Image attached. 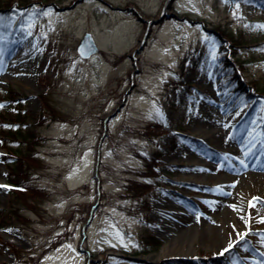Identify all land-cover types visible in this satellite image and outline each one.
<instances>
[{"label":"rangeland","instance_id":"rangeland-1","mask_svg":"<svg viewBox=\"0 0 264 264\" xmlns=\"http://www.w3.org/2000/svg\"><path fill=\"white\" fill-rule=\"evenodd\" d=\"M261 25L264 0L1 6L0 63L17 64L6 80L0 69V264H264V182L229 170L246 151L264 154ZM85 32L98 50L83 57ZM222 96L238 103L226 125L203 126ZM245 124L253 145L223 143ZM195 162L218 168L184 167ZM183 172L210 179L183 184ZM229 188L240 189L231 211L245 225L227 223L214 249L165 254L181 207L211 210Z\"/></svg>","mask_w":264,"mask_h":264},{"label":"bare ground","instance_id":"bare-ground-1","mask_svg":"<svg viewBox=\"0 0 264 264\" xmlns=\"http://www.w3.org/2000/svg\"><path fill=\"white\" fill-rule=\"evenodd\" d=\"M17 44L13 45V48L16 47ZM10 66L5 67L2 63H0V69L2 74V79L6 80L9 78L12 74V72L15 70L14 65L17 64V61L9 63ZM22 80V78H21ZM222 96L218 102V107L221 113V115H215V112L213 109H210L207 111V114L205 116V119L202 123L203 126H206L208 124H216L218 126H225L226 121L223 120L228 116V111L231 109H234V107H237L238 103L233 102V100L226 98V96L223 98ZM225 100V101H224ZM250 124H245L242 131L237 133L234 137L230 138L232 133L229 131L226 132L223 136V143L228 144L229 140H232L235 142V144H239L243 147L248 141H250V145L252 144L251 134H250ZM205 138L210 142L212 137H222L220 133L221 131H207L205 130ZM253 145V144H252ZM183 151V150H181ZM219 152V150H217ZM226 155H231V152H227L224 150H220ZM247 153V154H246ZM264 153V151H263ZM212 152H205V156L213 158ZM238 154V153H237ZM243 161V160H241ZM239 166H230L229 170L230 172H236L240 173L238 177H242L243 179H250L253 181H262L264 182V173H260L258 171H255L256 168H263L264 169V154L261 156V160L258 159L257 154H252L250 151L245 152V161L241 163ZM175 168H179L178 164L173 162ZM215 166V165H214ZM214 166H207L206 164L195 162L191 163L190 165L184 166L187 168L186 170L189 171L191 168L196 169V172L199 170H207L209 168H218L216 165ZM250 169V171L248 170ZM248 170V171H247ZM241 175V176H240ZM224 180L229 185L230 183H234L236 177H233L232 175L225 174ZM185 178V180L192 181L191 183H205V178L208 180L210 179V176L203 177L199 176L197 174H193L190 172H183L180 175V179ZM240 191V189L236 188H229L226 190V196L222 197L215 201L214 206L211 208V210H200L199 213L194 211L190 215H188L187 211L184 212L186 209L185 207H181V210L177 213L176 220L174 221L173 229L171 230V237L169 238L168 246L166 247V250L163 251L165 254L167 253H178L181 255H189L193 249H198L199 247H203L206 250L207 249H214L215 247H218L222 242H225L228 235L229 230L228 228L231 225L238 226L239 228L244 223H240L239 220L232 215V209H231V202L233 200V196H235L236 192ZM232 195V196H230ZM226 204V206H225ZM189 204L186 203V206ZM220 206V207H219ZM170 205L169 203L163 202L160 206L161 211L166 214L171 213V210L169 209ZM217 210V211H216ZM161 216V215H160ZM161 221V219H160ZM230 225L229 227L227 226ZM161 224V223H160ZM250 249L251 246H248ZM140 264H149V262H146L143 259H140Z\"/></svg>","mask_w":264,"mask_h":264},{"label":"water","instance_id":"water-1","mask_svg":"<svg viewBox=\"0 0 264 264\" xmlns=\"http://www.w3.org/2000/svg\"><path fill=\"white\" fill-rule=\"evenodd\" d=\"M97 49L98 47L89 32L84 33L76 46L77 52L83 57L89 56L91 53L97 51Z\"/></svg>","mask_w":264,"mask_h":264},{"label":"trees","instance_id":"trees-1","mask_svg":"<svg viewBox=\"0 0 264 264\" xmlns=\"http://www.w3.org/2000/svg\"><path fill=\"white\" fill-rule=\"evenodd\" d=\"M16 1L22 2V0H16ZM10 2H11V0H0V7L1 6H5V7L9 6ZM233 76H234V74L232 72H229L228 75H227L228 81H231L233 79ZM183 139H185L187 141H190V137H188L186 135L183 136ZM32 162H34V160H32ZM16 186H17V188H16L17 190H16L15 196L21 200L23 198L22 195L24 194V190H23L24 188L20 184H17V183H16ZM155 245L158 246L159 245L158 242H156ZM198 264H204V263L201 262V263H198Z\"/></svg>","mask_w":264,"mask_h":264},{"label":"snow or ice","instance_id":"snow-or-ice-1","mask_svg":"<svg viewBox=\"0 0 264 264\" xmlns=\"http://www.w3.org/2000/svg\"><path fill=\"white\" fill-rule=\"evenodd\" d=\"M45 15H48V13H45ZM28 27L31 28L32 25H28ZM260 27H264V25H261ZM30 34H31V33L29 32V35H30ZM0 107H2V105H0ZM237 115H239V113H237ZM246 154H247V153H246ZM241 163H243V161H241ZM0 187H6V186L0 185ZM262 222H264V221H262ZM241 239H243V236H241ZM232 247H233V245L230 243L229 246H228L227 248H225V249L223 250V252L220 253V254L223 255L224 253L228 252Z\"/></svg>","mask_w":264,"mask_h":264}]
</instances>
